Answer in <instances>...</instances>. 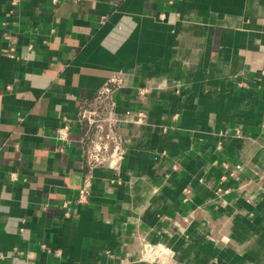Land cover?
Listing matches in <instances>:
<instances>
[{
  "label": "crops",
  "instance_id": "crops-1",
  "mask_svg": "<svg viewBox=\"0 0 264 264\" xmlns=\"http://www.w3.org/2000/svg\"><path fill=\"white\" fill-rule=\"evenodd\" d=\"M54 1L0 0V264H264V0Z\"/></svg>",
  "mask_w": 264,
  "mask_h": 264
},
{
  "label": "built area",
  "instance_id": "built-area-1",
  "mask_svg": "<svg viewBox=\"0 0 264 264\" xmlns=\"http://www.w3.org/2000/svg\"><path fill=\"white\" fill-rule=\"evenodd\" d=\"M54 2L56 3V0ZM121 86L122 81L119 78L112 79L98 91L92 106L82 107L77 113V121L85 130L84 141L88 147L86 152L88 173L85 187L79 191L80 203H86L90 195L88 186L91 183L92 170L103 166L118 170L124 159L125 151L116 131L118 119L112 113L113 95ZM143 118L144 114H139L138 122ZM56 136L59 140L67 142L69 126L65 125L58 129ZM237 169L240 170V167ZM235 174V171H232L228 176L235 177ZM185 192L189 193L188 190ZM158 251V249L151 250L150 263H161Z\"/></svg>",
  "mask_w": 264,
  "mask_h": 264
}]
</instances>
